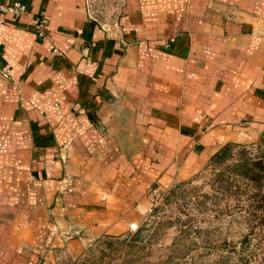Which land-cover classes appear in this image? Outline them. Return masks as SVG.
I'll return each mask as SVG.
<instances>
[{"label": "crops", "instance_id": "crops-1", "mask_svg": "<svg viewBox=\"0 0 264 264\" xmlns=\"http://www.w3.org/2000/svg\"><path fill=\"white\" fill-rule=\"evenodd\" d=\"M23 1L0 14V264L129 233L152 187L263 142L264 0Z\"/></svg>", "mask_w": 264, "mask_h": 264}, {"label": "rangeland", "instance_id": "rangeland-1", "mask_svg": "<svg viewBox=\"0 0 264 264\" xmlns=\"http://www.w3.org/2000/svg\"><path fill=\"white\" fill-rule=\"evenodd\" d=\"M116 4L91 0L104 16ZM219 152L191 178L161 187L139 227L96 239L79 256L62 253L59 264H264V140Z\"/></svg>", "mask_w": 264, "mask_h": 264}, {"label": "built area", "instance_id": "built-area-1", "mask_svg": "<svg viewBox=\"0 0 264 264\" xmlns=\"http://www.w3.org/2000/svg\"><path fill=\"white\" fill-rule=\"evenodd\" d=\"M29 11L28 4L23 0H13L10 3L0 2V14H12V15H24ZM34 30L37 37L41 40L48 39L49 33L47 31V19L40 18L34 23ZM173 41L171 39L168 43H166V47L170 46V43ZM2 74L5 77L10 76V69L7 66L2 67ZM63 159H65L63 157ZM162 188L159 186L152 187L148 192V198L151 206H156L161 198Z\"/></svg>", "mask_w": 264, "mask_h": 264}, {"label": "trees", "instance_id": "trees-1", "mask_svg": "<svg viewBox=\"0 0 264 264\" xmlns=\"http://www.w3.org/2000/svg\"><path fill=\"white\" fill-rule=\"evenodd\" d=\"M225 150H226V149H225ZM221 153H222V151H221V152H219V153H218V154L215 156V158H216V157H218V156H219Z\"/></svg>", "mask_w": 264, "mask_h": 264}]
</instances>
